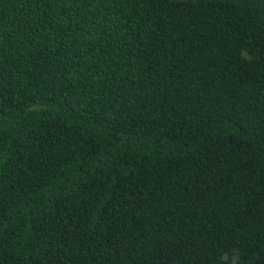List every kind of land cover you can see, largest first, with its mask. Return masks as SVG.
Here are the masks:
<instances>
[{
	"label": "trees",
	"instance_id": "obj_1",
	"mask_svg": "<svg viewBox=\"0 0 264 264\" xmlns=\"http://www.w3.org/2000/svg\"><path fill=\"white\" fill-rule=\"evenodd\" d=\"M0 264H264V0H0Z\"/></svg>",
	"mask_w": 264,
	"mask_h": 264
}]
</instances>
